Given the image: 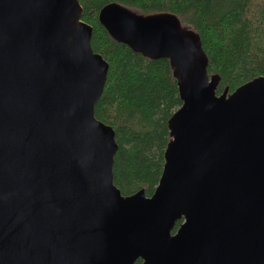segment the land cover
<instances>
[{
	"label": "water",
	"instance_id": "95a60500",
	"mask_svg": "<svg viewBox=\"0 0 264 264\" xmlns=\"http://www.w3.org/2000/svg\"><path fill=\"white\" fill-rule=\"evenodd\" d=\"M81 13L0 0V264H264V75L216 93L175 13L102 5L112 38L169 60L181 100L152 193L124 195L114 130L94 116L108 62Z\"/></svg>",
	"mask_w": 264,
	"mask_h": 264
},
{
	"label": "trees",
	"instance_id": "16d2710c",
	"mask_svg": "<svg viewBox=\"0 0 264 264\" xmlns=\"http://www.w3.org/2000/svg\"><path fill=\"white\" fill-rule=\"evenodd\" d=\"M81 18L92 26L90 44L108 62L94 116L111 125L117 149L113 183L124 195L158 182L169 132L167 119L181 104L169 60L149 58L110 36L98 10L110 1L140 13L173 12L198 32L208 74L220 77L216 93L264 75V0H78ZM182 219H178L173 231ZM138 258L132 264H140Z\"/></svg>",
	"mask_w": 264,
	"mask_h": 264
}]
</instances>
